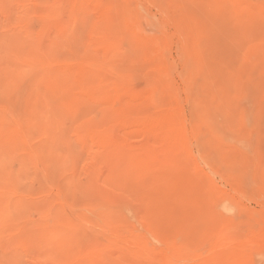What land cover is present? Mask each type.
I'll list each match as a JSON object with an SVG mask.
<instances>
[{
	"label": "rangeland",
	"instance_id": "rangeland-1",
	"mask_svg": "<svg viewBox=\"0 0 264 264\" xmlns=\"http://www.w3.org/2000/svg\"><path fill=\"white\" fill-rule=\"evenodd\" d=\"M0 264H264V0H0Z\"/></svg>",
	"mask_w": 264,
	"mask_h": 264
}]
</instances>
